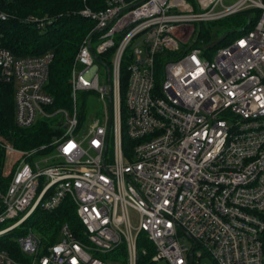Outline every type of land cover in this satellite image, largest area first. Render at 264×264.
<instances>
[{
    "label": "built area",
    "instance_id": "2783aa9c",
    "mask_svg": "<svg viewBox=\"0 0 264 264\" xmlns=\"http://www.w3.org/2000/svg\"><path fill=\"white\" fill-rule=\"evenodd\" d=\"M80 13L95 22L97 35L76 53L71 109H46L53 102L43 89L51 52L16 57L0 45V77L14 83L16 125L57 115L62 130L49 151L0 139L8 159H23L0 189V225L12 221L0 234L37 207L53 210L69 196L85 240L63 224L59 239L42 250L29 231L16 239L28 261L1 250L0 264H114L96 253L121 243L127 264H137L147 254L138 248L141 233L153 247L151 263L194 264L207 255L212 264H264V0H106L103 8ZM239 13H248L251 26L213 55L209 46L193 45L190 23ZM8 17L0 11L1 20ZM23 21L43 28L48 19ZM112 48L109 127L108 73L98 56ZM122 61L125 127L134 141L128 156ZM85 91H95L103 109L87 125L76 108Z\"/></svg>",
    "mask_w": 264,
    "mask_h": 264
},
{
    "label": "trees",
    "instance_id": "16d2710c",
    "mask_svg": "<svg viewBox=\"0 0 264 264\" xmlns=\"http://www.w3.org/2000/svg\"><path fill=\"white\" fill-rule=\"evenodd\" d=\"M106 5V0H0V11L6 12L9 17L0 19V45L9 49L16 57L27 55H40L45 52L53 54L49 65L48 76L43 86L44 91L53 98L51 105L46 106L48 111L58 108H70L71 106V73L76 53L82 42L88 37L97 35L93 27L95 22L81 15L80 10L88 7L98 10ZM243 30H247L251 24H246V15ZM28 15L47 18L43 28H38L35 23H26L23 19ZM245 18V19H244ZM210 36L209 34L207 35ZM225 38V37H224ZM213 44L217 49L226 45L225 39ZM197 44L194 41L195 45ZM215 49V50H216ZM114 48L108 50L98 58L106 66H111L110 58ZM127 65L122 61L120 66V98H121V136L123 152L128 156L134 141L131 140L125 127L124 98L127 87ZM14 83L7 82L0 77V139L12 143L16 147L31 149L41 145H48L54 136L59 135L62 130L58 126L59 117L37 119L29 127H19L14 120ZM79 97V95H78ZM80 122L85 117L82 112L78 114ZM18 160V156H13ZM8 156L0 147V189L7 187L14 171L15 161L8 165ZM15 164V165H14ZM67 224L75 237L82 240L83 225L77 216L75 204L69 196L53 210H44L37 207L20 225L0 235V251H6L11 258L18 262H25L29 258L25 256L18 247L16 239L26 232H33L39 238V244L44 250L55 243L60 236V229ZM138 248H145L147 254L139 255L137 264H151L150 257L154 250L149 242L145 240L144 234L138 237ZM124 243L113 251L112 259L119 264H127V251ZM102 259L107 255L96 253Z\"/></svg>",
    "mask_w": 264,
    "mask_h": 264
},
{
    "label": "rangeland",
    "instance_id": "374dc122",
    "mask_svg": "<svg viewBox=\"0 0 264 264\" xmlns=\"http://www.w3.org/2000/svg\"><path fill=\"white\" fill-rule=\"evenodd\" d=\"M244 16H245L244 13H239L217 21L190 23V25L188 26L189 31H191V28L193 27L191 41L194 40L198 45L209 46V51L213 55L216 49L213 46V44H215L218 41V39L221 38L222 35H225L224 39L226 42L233 41L238 36L237 33L243 28V26H245L244 22L242 21V18ZM247 23L248 22L246 17V24ZM208 34L210 35L209 37L207 36ZM129 52H130V48L127 49L126 54H129ZM100 70L102 73L103 69L101 68ZM76 108L78 113L82 112L83 116L85 117L84 121L81 122L83 125L84 124L87 125L93 119L97 117H102L103 115L102 104L98 100L95 91L79 92ZM109 145H110V141H109ZM21 160L19 158L16 161L15 159H8L7 161H8V165H12L14 161L15 164L17 165L21 162ZM16 165L14 166V169L16 168ZM11 222L12 221H7L1 224L0 229L1 227L6 226ZM131 222L135 226L136 217L133 213H131ZM179 236L183 242L185 243L189 242V238L182 231L179 232ZM105 254L107 255L106 257L107 260L111 261L114 264H118L117 261L112 259V257L114 256V252H108ZM140 264H145V263H140ZM151 264H164V263L157 262ZM194 264H212V260L207 255H204L199 261L194 259Z\"/></svg>",
    "mask_w": 264,
    "mask_h": 264
},
{
    "label": "water",
    "instance_id": "95a60500",
    "mask_svg": "<svg viewBox=\"0 0 264 264\" xmlns=\"http://www.w3.org/2000/svg\"><path fill=\"white\" fill-rule=\"evenodd\" d=\"M225 35H222L221 38L219 39L220 41L224 38ZM98 60V58H96ZM107 69V75H108V78H107V84L109 86V89H108V93H107V101H108V111H109V127H110V118H111V102H112V91H111V88H110V85H111V82H110V71H109V68L108 66L105 67ZM108 134H109V129H108V133H107V137H108Z\"/></svg>",
    "mask_w": 264,
    "mask_h": 264
}]
</instances>
